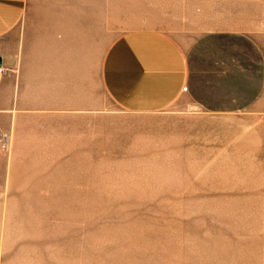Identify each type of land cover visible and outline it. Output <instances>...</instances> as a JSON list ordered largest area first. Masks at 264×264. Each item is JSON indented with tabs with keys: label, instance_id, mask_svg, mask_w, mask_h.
<instances>
[{
	"label": "rangeland",
	"instance_id": "obj_1",
	"mask_svg": "<svg viewBox=\"0 0 264 264\" xmlns=\"http://www.w3.org/2000/svg\"><path fill=\"white\" fill-rule=\"evenodd\" d=\"M88 6L89 22L130 9L136 26L176 10L201 34L256 46L188 36L179 96L139 110L102 77L125 27H89L83 51L57 60L81 70L56 83L55 106L45 92L32 109L29 94L0 118V264H264V0Z\"/></svg>",
	"mask_w": 264,
	"mask_h": 264
},
{
	"label": "crops",
	"instance_id": "obj_2",
	"mask_svg": "<svg viewBox=\"0 0 264 264\" xmlns=\"http://www.w3.org/2000/svg\"><path fill=\"white\" fill-rule=\"evenodd\" d=\"M88 8V0H0V67L6 70L0 76V118L10 120L13 107H26L22 100L29 94L32 109L39 108L45 92L49 101L44 105L55 106L56 83L66 75L71 81L81 70L57 65V60L81 53L91 26L125 27L111 41L102 77L114 98L139 110L165 107L179 96L190 70L182 45L188 36L194 43L203 36L233 35L256 46L245 32L210 29L201 34L198 25L185 26L176 10L145 12V22L136 26L134 10L120 24L119 9L109 15L96 9L90 18L96 22H89Z\"/></svg>",
	"mask_w": 264,
	"mask_h": 264
},
{
	"label": "built area",
	"instance_id": "obj_3",
	"mask_svg": "<svg viewBox=\"0 0 264 264\" xmlns=\"http://www.w3.org/2000/svg\"><path fill=\"white\" fill-rule=\"evenodd\" d=\"M6 73V70L0 67V76L4 75Z\"/></svg>",
	"mask_w": 264,
	"mask_h": 264
}]
</instances>
